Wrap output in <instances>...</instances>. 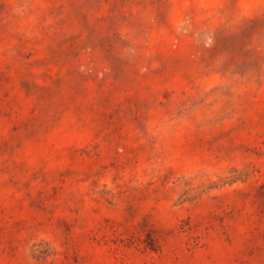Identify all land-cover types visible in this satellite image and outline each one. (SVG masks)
I'll return each mask as SVG.
<instances>
[{
    "label": "rangeland",
    "instance_id": "rangeland-1",
    "mask_svg": "<svg viewBox=\"0 0 264 264\" xmlns=\"http://www.w3.org/2000/svg\"><path fill=\"white\" fill-rule=\"evenodd\" d=\"M0 264H264V0H0Z\"/></svg>",
    "mask_w": 264,
    "mask_h": 264
}]
</instances>
